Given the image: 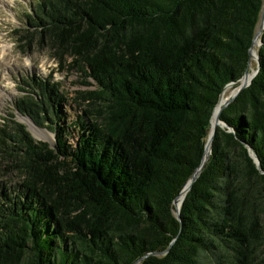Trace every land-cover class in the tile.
Segmentation results:
<instances>
[{"label": "trees", "instance_id": "16d2710c", "mask_svg": "<svg viewBox=\"0 0 264 264\" xmlns=\"http://www.w3.org/2000/svg\"><path fill=\"white\" fill-rule=\"evenodd\" d=\"M263 5L37 3L38 43L92 89L68 100L52 77L23 80L14 112L52 146L12 112L0 123V169L18 177L0 184V264H264V30L257 75L218 117L231 132L216 127L173 205L224 88L249 74Z\"/></svg>", "mask_w": 264, "mask_h": 264}, {"label": "rangeland", "instance_id": "374dc122", "mask_svg": "<svg viewBox=\"0 0 264 264\" xmlns=\"http://www.w3.org/2000/svg\"><path fill=\"white\" fill-rule=\"evenodd\" d=\"M41 1L0 0V123L3 119H9V114L12 112L16 115L18 122L26 125L23 121L26 117H21L13 109L14 102L23 94L20 91V88H25L23 80L27 81L32 77L44 79L52 77L53 81L60 83V89L66 94L68 100L76 98L79 92L92 89L83 85L84 78L76 69L69 68L67 65L61 67L57 60L53 59L46 45L38 43L37 35L32 33L34 29L27 25L28 17L35 12L37 3ZM256 48L257 45L252 49L254 57H256ZM69 62H71L70 59L66 60V64ZM256 67L257 63L251 58L249 74L254 72ZM235 85L223 91L222 101L226 98L231 99L236 92ZM69 106H71L70 110L67 111L66 108L63 111L73 117L78 109L72 104ZM33 126L35 129L46 132L51 137L50 142H53L52 133L34 124ZM26 127L36 141L46 142V140L36 139L29 126L26 125ZM74 136L76 137L77 134L73 133V137L69 138L71 142ZM17 181L16 174L5 176V172L0 169V184L14 185Z\"/></svg>", "mask_w": 264, "mask_h": 264}, {"label": "water", "instance_id": "95a60500", "mask_svg": "<svg viewBox=\"0 0 264 264\" xmlns=\"http://www.w3.org/2000/svg\"><path fill=\"white\" fill-rule=\"evenodd\" d=\"M263 29H264V26H263ZM252 43H253V42H252ZM259 46H261V42H260ZM251 47H252V44H251ZM250 51H251V48L249 49V55H250ZM256 60H257V62H256V63H257V67H256V69H255V73H254L253 77L251 78V80L247 83V85H244V83L242 82V81L244 80L245 75H246V71H247V70H246L245 73L242 75V77H241L237 82H235V83H231V84H228V85L226 86V87H228V86H231V85H235V84H237V87L235 88V89H236V92H235L234 95L231 97V99H230V100H229V101H228V102L222 107V109L219 111V115H220L221 111H222L226 106H228V105H229V104H230V103L236 98V96H237V95H238L243 89H245L246 87H248V86L250 85L252 79L257 75L258 70H259L258 56H256ZM226 87H225V88H226ZM225 88H224V89H225ZM220 96H221V95H220ZM219 100H220V97H219ZM218 102H219V101H218ZM217 104H218V103H217ZM217 104H216V106H217ZM216 106H215V108H216ZM215 108L213 109L211 119H212V117H213V114H214ZM28 119H29V118H28ZM211 119H210V122H211ZM29 120H30V119H29ZM218 127L221 128V129L226 130L227 132H231V129H229V127H228L225 123H223L222 121H220V120H219V125H218ZM27 130H28V129H27ZM28 131H29V130H28ZM29 133H30V132H29ZM214 134H215V131H214L212 134H210V130H209L208 137H207V140L209 141V145H210L209 153H208L207 155L204 154V158H203V161H202L201 165L196 169L195 173H194L193 176L189 179V181L187 182V184L185 185V187L181 190V192L179 193V195L174 199V201H173V205L176 203L178 197L182 196V199H181V202H180V206H181V204H182V202H183V200H184L186 194L188 193V191L190 190V188H191L193 182L196 180L197 176L199 175V173H200L202 167L204 166L205 162L207 161V159H208V157H209V154H210V151H211V144H212V140H213ZM53 140H54V136H53ZM46 142H48V141H46ZM48 143H49V142H48ZM50 144H51V146H52V143H50ZM205 146H206V144H205ZM248 151H249V155H250V157L253 159V161L255 162V164L259 167V162H258V159L256 158V156L253 154V152H252L250 149H248ZM180 206H179V208H180ZM179 208L176 209V212H175V216L177 217L178 220H179ZM139 261H140V260H139ZM139 261H137L135 264H138Z\"/></svg>", "mask_w": 264, "mask_h": 264}, {"label": "bare ground", "instance_id": "6f19581e", "mask_svg": "<svg viewBox=\"0 0 264 264\" xmlns=\"http://www.w3.org/2000/svg\"><path fill=\"white\" fill-rule=\"evenodd\" d=\"M263 26H264V5H263V12H262V15H261V18H260V22H259L258 32H257V34L255 35V37L253 39V43H252V47H251V51H250L251 58H253L255 60V62H257V60H256V57L253 56L254 54H252V49H253V47L255 45H259L258 42H259L260 34L264 30L263 29ZM254 73H255V71L254 72H251V74H248L244 78V80L242 81L244 83V85H247V83L253 77ZM228 87H230V86H228ZM226 101H227V98L224 99L223 101H221L220 103L218 102L219 104H217V107L215 108L213 117L211 119L210 134H212L216 130V127L219 125V119H218V117H219V110L220 109H218V108L222 104H224ZM216 111H218L217 112V118H216ZM23 121H24V123H26V125L29 126L30 130H32V132H33V134H34V136H35L36 139H38V140H46V141L50 142V140H51L50 138L51 137L46 132H42V131H40L38 129H35L34 126H33V124H32V122L28 118H23ZM50 143H53V142H50ZM209 149H210V145H209V141H208L207 146H206V149H205V155H207L209 153ZM181 199H182V196L179 198V205H180Z\"/></svg>", "mask_w": 264, "mask_h": 264}]
</instances>
